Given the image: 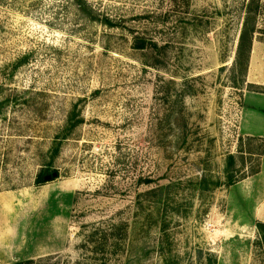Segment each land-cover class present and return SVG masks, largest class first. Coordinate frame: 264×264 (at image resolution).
Masks as SVG:
<instances>
[{
    "label": "rangeland",
    "instance_id": "rangeland-1",
    "mask_svg": "<svg viewBox=\"0 0 264 264\" xmlns=\"http://www.w3.org/2000/svg\"><path fill=\"white\" fill-rule=\"evenodd\" d=\"M251 1L0 0V264H264Z\"/></svg>",
    "mask_w": 264,
    "mask_h": 264
},
{
    "label": "crops",
    "instance_id": "crops-1",
    "mask_svg": "<svg viewBox=\"0 0 264 264\" xmlns=\"http://www.w3.org/2000/svg\"><path fill=\"white\" fill-rule=\"evenodd\" d=\"M253 49V48H252ZM259 55L264 54V44H261L260 47H257ZM253 51V56L251 57V64L249 68V74L254 78V75H257L258 77H255L251 82V84H257L260 86H264V64L261 62H258L259 60L254 58V52H256L255 49L251 50ZM262 63V64H261ZM253 104H251V112H255V115L252 117V123L248 124V129L250 131H255L259 133L260 135L264 133V92L262 94L258 93L253 97ZM252 103V101H251ZM255 103V104H254Z\"/></svg>",
    "mask_w": 264,
    "mask_h": 264
},
{
    "label": "trees",
    "instance_id": "trees-1",
    "mask_svg": "<svg viewBox=\"0 0 264 264\" xmlns=\"http://www.w3.org/2000/svg\"><path fill=\"white\" fill-rule=\"evenodd\" d=\"M251 2L254 3V0ZM247 16H249V17H247V19L245 20V24H244V27H243V30H242V33L240 36L238 52H237L238 53V55H237L238 59H240L242 57V55L247 56V59H249V55H250V52L252 50V38H253V35L255 32V29L254 28L249 29V25L251 23V21L249 20L250 19V13ZM143 45H144V43H143ZM247 62H248V60H247ZM60 144H61L60 141L58 143H57V141H55V144H54L53 149H52V151L54 152V156L58 154L59 149H60ZM234 159H235V156L230 154L229 155L230 164H232ZM40 181H42L41 176L38 179V182H40ZM257 226H258V229H259V232L261 235L262 243L264 244V223L258 222Z\"/></svg>",
    "mask_w": 264,
    "mask_h": 264
},
{
    "label": "water",
    "instance_id": "water-1",
    "mask_svg": "<svg viewBox=\"0 0 264 264\" xmlns=\"http://www.w3.org/2000/svg\"><path fill=\"white\" fill-rule=\"evenodd\" d=\"M56 176H57V172H54L52 175H46L44 177V180L49 181V180H51L52 178H54Z\"/></svg>",
    "mask_w": 264,
    "mask_h": 264
}]
</instances>
